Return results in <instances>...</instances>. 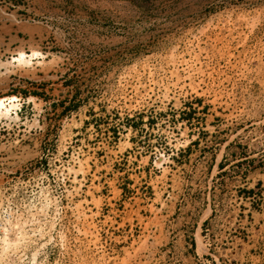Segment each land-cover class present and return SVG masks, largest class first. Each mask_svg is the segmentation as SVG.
I'll return each instance as SVG.
<instances>
[{
    "label": "rangeland",
    "instance_id": "374dc122",
    "mask_svg": "<svg viewBox=\"0 0 264 264\" xmlns=\"http://www.w3.org/2000/svg\"><path fill=\"white\" fill-rule=\"evenodd\" d=\"M1 99L0 264H264V0H0Z\"/></svg>",
    "mask_w": 264,
    "mask_h": 264
},
{
    "label": "bare ground",
    "instance_id": "6f19581e",
    "mask_svg": "<svg viewBox=\"0 0 264 264\" xmlns=\"http://www.w3.org/2000/svg\"><path fill=\"white\" fill-rule=\"evenodd\" d=\"M19 57L17 58V61L19 63H28V61L26 60V55L23 53V52H19ZM5 99H1L0 100V116H6L7 113H8V108L6 107L5 105ZM14 106V105H13ZM11 106V107H13ZM3 109L6 111V112H3Z\"/></svg>",
    "mask_w": 264,
    "mask_h": 264
}]
</instances>
